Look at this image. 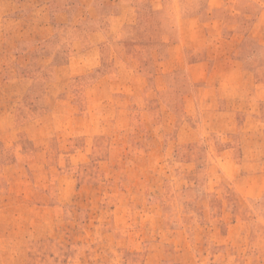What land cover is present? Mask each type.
I'll return each mask as SVG.
<instances>
[{"label": "rangeland", "instance_id": "obj_1", "mask_svg": "<svg viewBox=\"0 0 264 264\" xmlns=\"http://www.w3.org/2000/svg\"><path fill=\"white\" fill-rule=\"evenodd\" d=\"M0 264H264V0H0Z\"/></svg>", "mask_w": 264, "mask_h": 264}]
</instances>
